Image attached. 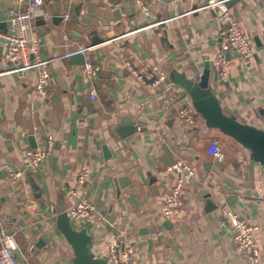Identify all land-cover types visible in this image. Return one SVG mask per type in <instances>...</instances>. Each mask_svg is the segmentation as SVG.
I'll use <instances>...</instances> for the list:
<instances>
[{
  "label": "crops",
  "instance_id": "obj_1",
  "mask_svg": "<svg viewBox=\"0 0 264 264\" xmlns=\"http://www.w3.org/2000/svg\"><path fill=\"white\" fill-rule=\"evenodd\" d=\"M201 3L43 0L34 24L40 54L51 60L41 101L33 93V70L8 72L0 36V226L13 234L19 264H76L57 218L80 198L94 205V213L86 221L68 220L90 236L95 256L105 258L115 237L134 248V264H264V161L234 131L240 126L264 133V0L228 4L253 54L242 64L235 52L226 53L223 76L210 62L225 23L212 10L197 9ZM24 9L25 2L0 0V32H11L9 18ZM63 14L69 16L65 40L58 30ZM40 17L44 22L37 25ZM75 52L83 62L70 56ZM125 60L145 74L155 65L165 78L143 86ZM85 61L99 66L95 77L85 74ZM201 65L208 70L206 89L197 86ZM181 107L191 110L192 123L178 117ZM125 118L135 129L120 136L115 128ZM47 137L52 149L37 171H24L12 183L3 166L21 168L20 149L45 148ZM213 140L220 160L208 152ZM176 160L193 175L184 182L178 212L166 217L161 195L173 183L168 166ZM81 166L88 169L86 180L68 196L65 189ZM223 203L256 226V263L234 251L231 230L221 220Z\"/></svg>",
  "mask_w": 264,
  "mask_h": 264
},
{
  "label": "built area",
  "instance_id": "obj_2",
  "mask_svg": "<svg viewBox=\"0 0 264 264\" xmlns=\"http://www.w3.org/2000/svg\"><path fill=\"white\" fill-rule=\"evenodd\" d=\"M18 1L25 2V9L9 18L11 32H0V36L3 38V57L11 63V68H9L8 72L18 74L25 70H33L35 72L36 81L33 93L35 98L41 101L47 96L50 84L48 63L51 60L50 58H43L40 54V42L34 24V15L36 10L42 6L43 0ZM197 9H210L225 23L219 48L210 62L213 71L218 76L226 74L229 68V60L226 58V53L232 51L238 55L242 64H248L253 54L252 41L242 32L236 17L227 4V0H202ZM83 11V7L80 6L78 13L81 14ZM144 12H149L147 7H144ZM68 19L69 16L63 14L62 21L58 25L61 40L66 39L65 22ZM260 43L264 46V36L260 38ZM90 47L88 46L83 50H87ZM124 66L139 84L146 87L156 86L165 78L164 71L155 65L149 67L148 74L139 72L129 60L124 61ZM83 67L85 74L90 78L95 77L99 70V66L91 61H85ZM203 69L204 67L201 65L199 67V75ZM94 95V90H90L89 97L93 98ZM177 115L187 123L194 121V115L187 107L179 108ZM36 128L34 126V129ZM51 149V137H47L45 148L38 146L22 147L19 151L21 168H14L8 164L3 166L9 180L12 183H16L22 178L24 171L29 173L37 171ZM208 152L218 160L223 156L216 140L209 144ZM168 169L174 173V180L169 187L163 190L161 195V211L166 217L178 212L184 182L193 175V169L182 160L174 161L168 166ZM87 174V167L81 166L74 184L65 189V194L74 196L78 187L85 182ZM28 206L33 208L34 204L31 203ZM50 210H54L53 206H50ZM219 210L222 222L227 224L231 230V242L234 251L243 254L249 263H256L259 256L258 243L254 237L256 226L244 220L226 203L221 204ZM94 211V205L85 198L76 200L65 209L67 216L77 222L88 220ZM15 248L16 241L13 234L4 231L0 226V264H19L14 253ZM134 253V248L131 245H123L120 240L112 237L107 244L106 264H134Z\"/></svg>",
  "mask_w": 264,
  "mask_h": 264
},
{
  "label": "water",
  "instance_id": "obj_3",
  "mask_svg": "<svg viewBox=\"0 0 264 264\" xmlns=\"http://www.w3.org/2000/svg\"><path fill=\"white\" fill-rule=\"evenodd\" d=\"M231 1L233 0H227V4H229ZM43 22V18L41 17L36 19L37 25H42ZM44 29H46V27L41 28V30ZM37 33H39V28H37ZM70 56L73 58H79L81 56L82 58L80 57V61H84L83 55L79 54L78 52H75ZM207 77L208 70L204 68L200 74L197 86H199L201 89H206ZM192 84L193 82L189 81V86L187 87L189 90L191 89ZM134 129L135 125H129V122L126 118L123 119L122 124L117 125L115 128L116 132L120 136L129 134ZM234 131L242 140H244L254 149L257 158L264 161V133L252 128L240 126L235 127ZM60 213L61 214L57 218V227L67 242L73 247L74 262L76 264H106L104 257L95 256L91 251L90 236L86 233V231L84 229L74 230L69 223L67 214L63 210H60Z\"/></svg>",
  "mask_w": 264,
  "mask_h": 264
}]
</instances>
